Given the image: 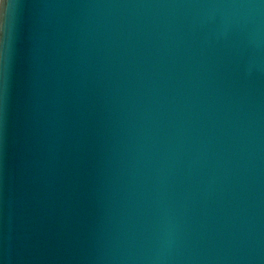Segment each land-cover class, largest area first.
Listing matches in <instances>:
<instances>
[{"label":"water","instance_id":"1","mask_svg":"<svg viewBox=\"0 0 264 264\" xmlns=\"http://www.w3.org/2000/svg\"><path fill=\"white\" fill-rule=\"evenodd\" d=\"M0 259L264 264V0H0Z\"/></svg>","mask_w":264,"mask_h":264},{"label":"clouds","instance_id":"2","mask_svg":"<svg viewBox=\"0 0 264 264\" xmlns=\"http://www.w3.org/2000/svg\"><path fill=\"white\" fill-rule=\"evenodd\" d=\"M7 7H8V5H7V4H5V5H4L5 11L7 10Z\"/></svg>","mask_w":264,"mask_h":264},{"label":"snow or ice","instance_id":"3","mask_svg":"<svg viewBox=\"0 0 264 264\" xmlns=\"http://www.w3.org/2000/svg\"><path fill=\"white\" fill-rule=\"evenodd\" d=\"M0 264H3V260L2 259H0Z\"/></svg>","mask_w":264,"mask_h":264}]
</instances>
